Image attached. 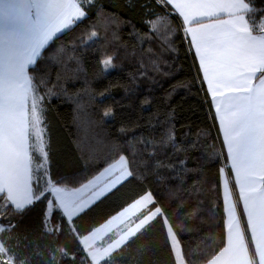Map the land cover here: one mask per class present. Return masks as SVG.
I'll return each mask as SVG.
<instances>
[{
	"label": "snow or ice",
	"instance_id": "snow-or-ice-1",
	"mask_svg": "<svg viewBox=\"0 0 264 264\" xmlns=\"http://www.w3.org/2000/svg\"><path fill=\"white\" fill-rule=\"evenodd\" d=\"M152 2L164 10L163 15L171 17L178 13L189 25L185 32L191 36L189 50L195 49L199 60L197 75H203L201 85L207 83L208 93L214 101L220 98L216 104V119L223 133V147L227 149L225 167L230 165L239 185V198H233L231 206L226 196L225 212L234 216L243 203L248 228L260 256L259 264H264V0ZM142 7L152 11L148 4ZM103 12L99 0H0V212L3 213L0 215V264H76L80 256H84V264H99L103 256L111 257L112 252L120 247L125 235L136 236L149 219L145 216L136 229L113 239L102 251L90 240L91 233L80 234L77 230V235H73L72 230L67 228L69 222L74 226L76 220L82 218L77 213L90 197H100L111 191L121 176L126 182H131L141 166L144 171L151 172L154 161L161 167L166 166L165 159L172 162L171 153L167 151L175 140L174 134L168 131L170 121L174 128L172 117L163 125L159 117L150 122L153 131L159 132V139L151 141L150 151L147 150L150 141H140L147 152L146 155L140 153V165L136 163L135 145L125 147L126 141L113 142L107 145V152L114 155L104 156L102 171L99 167L90 168L91 178L53 175L50 145L46 146L42 155L34 157L30 154L33 147L29 143L30 135L40 127L38 105L43 103L45 95H55L52 89L39 95L51 83L52 77L49 65L42 61L47 57L62 63L61 50L49 52V42L56 33L65 29L74 31L90 20L93 13L99 15ZM202 17H207L210 22L205 23L200 19ZM193 22L196 27L191 26ZM91 35L95 36L96 32ZM102 62L106 65L105 71L107 66H114L111 58ZM153 70L160 71L158 66H154ZM139 76L148 77L149 72H140ZM60 78L57 72V84ZM254 78L259 80L258 84L253 83ZM225 90L242 94L226 96ZM143 103L150 104L151 100L146 97ZM169 109L174 117L175 109H171V105ZM112 114L110 109L104 113L106 117ZM165 115H168V110ZM128 127L127 124L121 125L122 135L127 136ZM40 138L43 139L42 133ZM89 159L100 161L95 151ZM45 161L49 162L47 168L44 167ZM34 162L37 165L35 170L32 167ZM65 180L80 186L73 187L72 193H69L64 186ZM141 200L145 203L155 200L149 212L153 216H167L169 208L155 199L153 191H145ZM38 203L44 205L40 224L22 231L25 217ZM195 207L199 209V204ZM49 208L56 225L51 232L43 220L49 216ZM228 231L229 247L224 251L243 254L244 234L233 231L231 225ZM65 235L76 244L77 255L72 260L68 259L71 249L61 243ZM77 236L80 238L77 239ZM176 242L173 240V243ZM131 243L129 240L125 246ZM123 250L120 248V251ZM104 264L108 261L105 260ZM177 264L182 262L177 261Z\"/></svg>",
	"mask_w": 264,
	"mask_h": 264
},
{
	"label": "trees",
	"instance_id": "trees-1",
	"mask_svg": "<svg viewBox=\"0 0 264 264\" xmlns=\"http://www.w3.org/2000/svg\"><path fill=\"white\" fill-rule=\"evenodd\" d=\"M99 4L103 5V13H93L85 24L74 31L65 30L49 42V52L61 50L62 63L47 57L42 61L49 65L52 77L39 95H44L47 89L55 93L45 95L38 105L43 150L50 145L51 171L58 177L91 178L90 168L99 167L102 171L104 156L114 155L107 152V145L125 141V147L135 145L136 163L140 165V153L147 154L140 141H150L147 146L150 151L151 141L159 139V132L153 131L150 124L157 117L161 125L169 117L174 119V128L171 121L168 127L175 136L167 149L172 162L165 159L166 166L161 167L154 161L151 172L139 167L135 179L122 182L102 196L79 214L82 218L74 226L69 222L67 228L73 235H77V230L86 234L151 190L155 199L169 208L167 216L159 214L99 264L105 260L108 264H175L163 220L178 242L183 262L205 264L225 242L220 185L225 158L207 93L181 26L177 27L179 20L163 15L164 10L152 0H99ZM145 4L151 12L142 7ZM92 32L96 35L92 36ZM108 58L114 66L103 71L102 61ZM154 66L160 71H154ZM143 71L149 72V76L141 78L139 73ZM57 72L61 77L58 84ZM146 97L150 104L143 103ZM169 105L175 109L174 117ZM108 109L113 114L106 117ZM122 124L129 125L127 136L121 134ZM178 148L180 152L176 151ZM93 151L100 161L89 159ZM30 154L38 156L33 148ZM48 166L45 161L44 167ZM32 167L36 169L35 162ZM64 186L73 189L80 185L65 180ZM197 204L199 209L195 207ZM43 209L42 203L36 204L25 217L21 230L37 227ZM43 220L51 232L56 226L51 215ZM129 240L132 243L126 247ZM61 243L71 249L68 259H74L76 244L71 237L65 235ZM76 264H84V256Z\"/></svg>",
	"mask_w": 264,
	"mask_h": 264
},
{
	"label": "crops",
	"instance_id": "crops-1",
	"mask_svg": "<svg viewBox=\"0 0 264 264\" xmlns=\"http://www.w3.org/2000/svg\"><path fill=\"white\" fill-rule=\"evenodd\" d=\"M174 11V10H173ZM179 22L181 23V30L183 32L184 37L187 40L188 46L191 41V36L190 34H187L185 32V29L189 26L183 22V18L179 17L178 13L174 15ZM200 19H203L205 23L210 22L207 17H202ZM192 27H196L197 25L193 22L191 24ZM66 30V29H65ZM59 33H56L54 37L62 33L63 31ZM53 37V38H54ZM191 55L192 59L194 61L196 70L199 68V60L195 56V49H191ZM258 74V73H257ZM256 74V76H257ZM200 80H203V75L202 73L199 75ZM254 84H258L259 80L255 79L253 80ZM204 89L207 93L212 116H213V121L216 127V130L218 132V136L220 139L221 147L223 150L224 158L227 157V149L223 147V142H224V137L223 133L220 131V122L218 119H216L217 113H216V104L219 102V97L217 98L216 101L213 100L212 95L208 93L207 89V83L205 82L203 84ZM226 96H233V95H241L242 93H239L237 91H229L225 90ZM125 181V178L122 177L120 182L117 183L116 186L121 184L122 182ZM220 185H221V195H222V200H223V211H224V233H225V242L223 248L212 258L210 259L207 263L205 264H212L213 261L216 262V264H237V262H242V261H248L251 262L254 260L255 264H259L260 256L259 253L257 252L256 249V244L252 240V232L251 229L248 228V223H247V214L244 213V208H243V203L240 204L236 214L234 216H230L227 212H225V198L226 196L228 197V204L231 206L233 202V198L238 199L239 198V185L236 183V176L232 172L230 165L228 167H224L223 171H221V176H220ZM116 186H114L112 189H114ZM69 193H72L73 189H67ZM110 191H106L102 196L107 194ZM102 196L100 197H90L86 203L83 204V206L80 208L79 212L77 215L85 211L87 208H89L92 204H94L96 201H98ZM142 196V195H141ZM141 196L138 198L134 199L131 201L128 205L123 207L121 210L110 216L106 221L101 223L98 226H95L91 228L85 235L91 233L90 235V240L94 244V246L101 250V239L102 236L105 235L103 233H106L108 235V246L112 242L113 239H119L121 235H125L126 233H129L131 230L136 229V226L140 224V221L145 218V216H148L149 219L145 223V225L139 229L141 231L144 229L146 226H148L156 217H158L159 214L156 216H153L150 212V206L152 204V201H149L145 203L143 200H141ZM152 212H155V209H152ZM51 215V208H49V216ZM48 216V218H49ZM166 221L163 220L164 224V229L166 232V236L171 247L170 243V233L168 231V228L166 226ZM229 225L233 226V231H239L244 234L245 236V241H244V252L243 254L236 253L234 251H228L225 252V248L229 247ZM102 228H103V233H102ZM138 231V232H139ZM137 232V233H138ZM136 233V234H137ZM133 236H127L125 235V239L121 242V245H123L128 239H130ZM80 238V237H79ZM120 245V246H121ZM107 246V247H108ZM119 248V247H118ZM118 248H116L114 251H116ZM113 251V252H114ZM112 252V253H113ZM172 256H173V251L171 249ZM108 256L105 255L101 258L100 262L106 259ZM174 259V256H173ZM99 262V263H100ZM175 262V260H174ZM176 264V263H175Z\"/></svg>",
	"mask_w": 264,
	"mask_h": 264
},
{
	"label": "rangeland",
	"instance_id": "rangeland-1",
	"mask_svg": "<svg viewBox=\"0 0 264 264\" xmlns=\"http://www.w3.org/2000/svg\"><path fill=\"white\" fill-rule=\"evenodd\" d=\"M179 24H181V23L179 22ZM181 32H182V30H181ZM182 34H183V32H182ZM105 67H106V65L102 62V70L103 71H105L104 70ZM110 68H111V66H107V70H109ZM30 107H31V97H30V100H29V108ZM41 133L43 134V129H42V126H41V121H40V127L36 131L32 132V134L30 135V138H29L30 145L33 146L32 148L36 151V153L38 155H42L43 154L44 141H43V139L41 140V138H40L41 137ZM113 171H115V170H113ZM109 175H111V172L109 173ZM122 177L123 176H121V179H122ZM118 182H120V181H118ZM48 212H49V209H48ZM47 217L48 216H46V218ZM166 226H167L168 231L170 233L169 234L170 235V243H171V247H172L171 249L173 251V256H174L175 263L177 264V261H181L182 264H185L183 262V260H182L181 254H180V249H179L178 242L173 243V240H175V241H177V240H176L173 232L171 231V229H170V227H169V225L167 223H166ZM102 233H103V228H102ZM103 234H105V235H103L102 236V239H101V243H102V245H101V251L104 248H107L108 243H109L108 242V240H109L108 239V235L106 233H103Z\"/></svg>",
	"mask_w": 264,
	"mask_h": 264
}]
</instances>
